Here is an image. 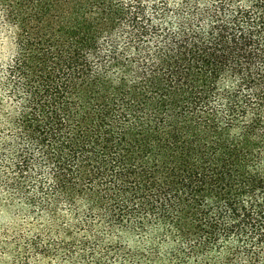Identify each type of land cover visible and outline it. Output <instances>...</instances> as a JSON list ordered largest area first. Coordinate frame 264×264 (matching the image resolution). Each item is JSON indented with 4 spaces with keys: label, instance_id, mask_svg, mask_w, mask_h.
<instances>
[{
    "label": "trees",
    "instance_id": "obj_1",
    "mask_svg": "<svg viewBox=\"0 0 264 264\" xmlns=\"http://www.w3.org/2000/svg\"><path fill=\"white\" fill-rule=\"evenodd\" d=\"M0 30V207L50 225L10 264H264V0H0Z\"/></svg>",
    "mask_w": 264,
    "mask_h": 264
},
{
    "label": "rangeland",
    "instance_id": "obj_2",
    "mask_svg": "<svg viewBox=\"0 0 264 264\" xmlns=\"http://www.w3.org/2000/svg\"><path fill=\"white\" fill-rule=\"evenodd\" d=\"M17 52L18 45L12 33L0 30V73L1 69L17 55ZM49 226L44 217L35 218L34 215H31L27 211H21L16 207H0V264H10L12 255L9 251L14 247L13 240L19 238L33 240L39 236L43 243H45L43 239L45 237L41 233H46L44 229H48ZM136 240L138 241V238ZM123 246L128 247L127 244ZM29 264L70 263L57 262L55 259L49 258L31 257Z\"/></svg>",
    "mask_w": 264,
    "mask_h": 264
}]
</instances>
